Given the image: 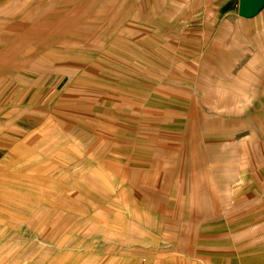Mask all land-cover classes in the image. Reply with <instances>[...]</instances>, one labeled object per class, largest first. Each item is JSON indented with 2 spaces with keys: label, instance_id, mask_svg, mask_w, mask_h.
I'll return each mask as SVG.
<instances>
[{
  "label": "rangeland",
  "instance_id": "obj_1",
  "mask_svg": "<svg viewBox=\"0 0 264 264\" xmlns=\"http://www.w3.org/2000/svg\"><path fill=\"white\" fill-rule=\"evenodd\" d=\"M13 1L28 20L0 25V110H21L30 144L0 166V200L19 189L41 220L1 212L0 238L109 207L125 238L191 251L260 206L264 0L250 15L240 0Z\"/></svg>",
  "mask_w": 264,
  "mask_h": 264
},
{
  "label": "crops",
  "instance_id": "obj_2",
  "mask_svg": "<svg viewBox=\"0 0 264 264\" xmlns=\"http://www.w3.org/2000/svg\"><path fill=\"white\" fill-rule=\"evenodd\" d=\"M16 3L21 2L0 0V25H9V31L13 22L28 20L19 13H26L27 3ZM19 111L0 110V166L26 163L24 159L28 157L30 138L27 127L18 124L21 120ZM36 143L43 146V137L40 142L37 138ZM13 144L18 147L16 150ZM9 154L14 157H8ZM5 181L0 180V184ZM262 187L264 189V184ZM19 195V189L12 191L5 196V205L4 198H1L0 213L14 214L20 223L30 225L33 221L39 222V215L32 217V222L25 217L32 211L27 212L29 207L19 205ZM253 198L260 201V208L253 206L251 200L247 201L245 215L241 216L244 220L230 223L228 235L201 236L191 251L183 247L168 251V247L157 248L152 239L125 238L123 229L110 228L108 215L114 211L110 212L109 207L102 209L105 216L99 217L97 222H92L88 216L94 213V208L82 210L70 206L67 212L63 211L66 208H61L62 211L53 213L52 228L47 229V237L46 229L42 227L37 231V235L40 231L42 235L35 238H0V264H264V190L261 197ZM39 209L35 213H41ZM119 209H115L117 213ZM9 226L14 229L18 224L11 222Z\"/></svg>",
  "mask_w": 264,
  "mask_h": 264
},
{
  "label": "water",
  "instance_id": "obj_3",
  "mask_svg": "<svg viewBox=\"0 0 264 264\" xmlns=\"http://www.w3.org/2000/svg\"><path fill=\"white\" fill-rule=\"evenodd\" d=\"M262 0H240L239 10L247 15L253 14L261 5Z\"/></svg>",
  "mask_w": 264,
  "mask_h": 264
},
{
  "label": "bare ground",
  "instance_id": "obj_4",
  "mask_svg": "<svg viewBox=\"0 0 264 264\" xmlns=\"http://www.w3.org/2000/svg\"><path fill=\"white\" fill-rule=\"evenodd\" d=\"M143 219V218H142Z\"/></svg>",
  "mask_w": 264,
  "mask_h": 264
}]
</instances>
